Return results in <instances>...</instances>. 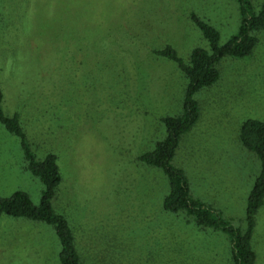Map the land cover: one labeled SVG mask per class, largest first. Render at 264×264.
Wrapping results in <instances>:
<instances>
[{
    "label": "rangeland",
    "instance_id": "obj_1",
    "mask_svg": "<svg viewBox=\"0 0 264 264\" xmlns=\"http://www.w3.org/2000/svg\"><path fill=\"white\" fill-rule=\"evenodd\" d=\"M192 14L221 44L240 23L235 0H0L2 110L22 115L37 159L57 157L53 207L84 264H231L226 236L164 212L166 177L137 161L164 137L161 119L180 112L184 90L175 66L152 52L171 45L187 60L208 49ZM257 38L251 56L221 61L218 82L195 96L200 118L172 161L193 198L240 230L261 168L238 140L244 121H264V33ZM42 191L0 124V199L23 192L38 206ZM254 245L264 264V204ZM58 251L51 226L0 217V264H58Z\"/></svg>",
    "mask_w": 264,
    "mask_h": 264
},
{
    "label": "trees",
    "instance_id": "obj_2",
    "mask_svg": "<svg viewBox=\"0 0 264 264\" xmlns=\"http://www.w3.org/2000/svg\"><path fill=\"white\" fill-rule=\"evenodd\" d=\"M240 23L238 30L224 44L215 28L191 15L192 23L199 29L208 49H191L188 59L181 58L171 45L154 50L152 56L172 63L182 76L184 90L180 112L173 117L161 119L164 137L158 140L137 161L156 169L166 177L168 192L162 200L164 212L182 215L191 219L201 230H212L226 236L230 244L231 264H255L257 255L253 247L255 217L264 204V121L249 119L242 123L238 140L243 148L253 153L260 162V173L248 194L245 208V229L240 230L222 218L220 212L194 199L189 182L179 168L172 164L182 136L195 126L200 118L195 96L203 89L215 85L220 73L218 65L226 58L242 59L252 55L258 44L257 35L264 33V3L256 9L254 0H235ZM124 49V47L119 46ZM3 93L0 88V124L19 140L27 170L43 185L38 206L29 196L15 192L0 199V217L22 219L51 226L59 243L58 264H84V255L79 250L75 234L66 216L58 214L53 202L62 183V174L55 155L49 153L37 159L28 144L23 129L22 115L6 116L2 110Z\"/></svg>",
    "mask_w": 264,
    "mask_h": 264
},
{
    "label": "crops",
    "instance_id": "obj_3",
    "mask_svg": "<svg viewBox=\"0 0 264 264\" xmlns=\"http://www.w3.org/2000/svg\"><path fill=\"white\" fill-rule=\"evenodd\" d=\"M191 192H192V189H191ZM256 225H257V222H256ZM255 243V242H254ZM254 247V250H255V245L253 246ZM256 252V251H255Z\"/></svg>",
    "mask_w": 264,
    "mask_h": 264
}]
</instances>
